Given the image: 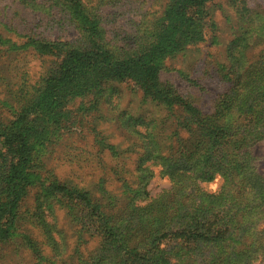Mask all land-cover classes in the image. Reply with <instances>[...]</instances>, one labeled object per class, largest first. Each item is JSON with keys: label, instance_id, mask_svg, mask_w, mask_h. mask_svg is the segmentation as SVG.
<instances>
[{"label": "rangeland", "instance_id": "374dc122", "mask_svg": "<svg viewBox=\"0 0 264 264\" xmlns=\"http://www.w3.org/2000/svg\"><path fill=\"white\" fill-rule=\"evenodd\" d=\"M88 1L92 15L96 3L117 57L158 47L155 20L167 0ZM190 10L197 13L195 20L203 12V32L179 49L167 48L158 72L159 84L178 105L169 110L132 79H111L97 93L69 96L62 106L68 127L34 148L36 176L24 201L32 210L50 199L53 213L47 220L54 231L23 212L20 235L0 245V264H259L264 259V113L256 121L241 114L251 111L254 100L264 102V87L244 101L234 82L238 59L245 60L241 71L257 60L264 71V0H209ZM0 19L50 40L81 38L61 11H37L18 0H0ZM0 31L9 39L0 43L5 100L16 94L11 88L38 80L53 58L31 46L8 51L24 36L2 26ZM1 100L0 118L11 119ZM95 100L96 108L85 111ZM190 105L208 122L222 117L220 143L213 141L212 126L200 129L194 123ZM54 180L90 191L89 200L78 197L76 203L77 197L62 190L51 193ZM143 180L147 193L138 196ZM91 210L102 217L92 219ZM24 233L37 241L43 258L24 242Z\"/></svg>", "mask_w": 264, "mask_h": 264}, {"label": "trees", "instance_id": "16d2710c", "mask_svg": "<svg viewBox=\"0 0 264 264\" xmlns=\"http://www.w3.org/2000/svg\"><path fill=\"white\" fill-rule=\"evenodd\" d=\"M206 1L209 0H167L161 17L155 20V27L158 28L156 40L158 47L140 50L137 54L126 52L123 58L117 57L107 44L106 29L96 16L98 7L96 3L92 5L95 13L92 15L89 12L91 4L87 0H18L22 5L37 11L51 14V11L58 10L64 13L80 32L81 38L75 42L50 40L41 37L35 29L30 30L29 27L23 28L20 32L11 20L5 22L0 19V26L5 31L24 36L22 42L12 41L11 49L7 48L8 51H18L31 46L40 56L53 58L52 64L38 80L32 84L20 83L18 87L9 90L13 91L12 94L16 92L14 96L11 95L5 100L0 99L13 114L11 119L0 118V245L20 235L19 221L22 220L24 213L30 214V219L44 225L50 233L54 231V225L47 220L53 213V208H50L52 201L45 198L32 210L25 207L24 201L36 176L32 159L34 148L38 144L53 140V137L62 133L61 129L68 127L62 106L69 96L97 93L103 83L111 79H132L144 83L145 89L151 92L156 100L164 102L169 110H173L175 103L178 105L176 97L171 96L169 91L159 84L160 61L168 51L167 48L179 49L182 45L197 40L195 36L203 32V12L200 10L199 18L195 20L194 15L197 13L192 12L190 8ZM4 37L0 31V43L9 42V39ZM82 40H85V44L81 43ZM244 62L243 58L238 59L239 66L236 72L239 74L234 81L237 82L235 89L238 96L243 95L244 101H250L257 91L258 94H262L259 89L264 87V82L260 83L261 79L264 80L261 65L263 61H251L249 67L241 71ZM231 75L234 77L236 73ZM97 104L98 101L95 100L90 108H85V111L96 108ZM188 109L196 117L194 123L200 125V129H205V125L212 126L213 141L220 143L219 139H222L224 134L219 124L222 117L216 114L215 121L208 122L209 120L194 106L190 105ZM250 109L249 113L243 110L241 114L243 117L251 115L249 120L256 121L261 117L258 116L259 112L264 113V102L260 104L254 100ZM78 121L77 119L76 123ZM146 181L143 180L139 187L138 196L147 193ZM51 188V193L62 190L68 197H77L76 203L78 197L82 201L84 198L89 200L87 198L91 194L84 189L81 193L72 190L71 186H65L58 180L51 183ZM58 202L63 203L62 197ZM89 213H92V219L102 217L96 211L91 210ZM110 229L112 228L105 229L106 238ZM21 237L24 242L30 243L38 259L43 258L37 241L27 233ZM259 264H264L263 258Z\"/></svg>", "mask_w": 264, "mask_h": 264}]
</instances>
